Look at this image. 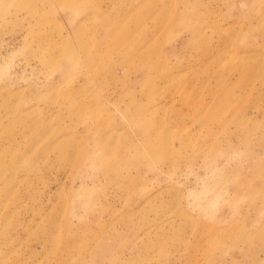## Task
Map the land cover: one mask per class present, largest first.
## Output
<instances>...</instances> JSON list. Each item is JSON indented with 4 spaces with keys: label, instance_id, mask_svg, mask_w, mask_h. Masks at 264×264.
I'll use <instances>...</instances> for the list:
<instances>
[{
    "label": "rangeland",
    "instance_id": "rangeland-1",
    "mask_svg": "<svg viewBox=\"0 0 264 264\" xmlns=\"http://www.w3.org/2000/svg\"><path fill=\"white\" fill-rule=\"evenodd\" d=\"M0 264H264V0H0Z\"/></svg>",
    "mask_w": 264,
    "mask_h": 264
}]
</instances>
